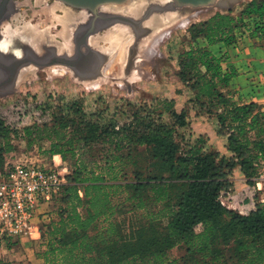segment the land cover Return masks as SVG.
Listing matches in <instances>:
<instances>
[{
    "label": "trees",
    "instance_id": "trees-1",
    "mask_svg": "<svg viewBox=\"0 0 264 264\" xmlns=\"http://www.w3.org/2000/svg\"><path fill=\"white\" fill-rule=\"evenodd\" d=\"M256 36L264 39V0L194 23L193 44L179 54V78L197 114H215L228 155L205 148L204 137L185 140L179 128L189 124L188 112L171 101L159 113L140 106L124 123L77 100L60 101L20 128L0 119V171L21 141L70 167L42 225L44 264H264V204L243 215L219 198L234 186L236 170L257 173L264 104L251 92L246 102L234 97L238 70L218 44L236 48ZM177 247L184 253L172 257Z\"/></svg>",
    "mask_w": 264,
    "mask_h": 264
},
{
    "label": "rangeland",
    "instance_id": "rangeland-1",
    "mask_svg": "<svg viewBox=\"0 0 264 264\" xmlns=\"http://www.w3.org/2000/svg\"><path fill=\"white\" fill-rule=\"evenodd\" d=\"M249 1L251 0L236 2L230 8L211 7L201 9L194 16L192 14L197 12V9H180L183 17L187 16L189 18L183 22L181 20L172 21L164 29L157 31L158 33L167 31L158 40L155 38L157 32L154 33L150 30L149 36L146 38L150 40L148 39L144 46H138V44L132 46L133 36L129 42L120 39L116 49L112 50L110 49L112 38L107 36V32L106 35L103 33L100 35L102 41L100 39L101 43L100 41L98 43L101 47L105 46L103 51L110 55V59H108L104 73L100 77L96 79L86 77L89 80H85L86 78L75 76L71 69L63 65H55L53 67L54 71L51 70L53 72L49 69L40 68L38 75L24 80L19 90L14 93L0 94V119L6 121L10 126L20 128L29 122L33 111L38 112L39 115L41 114V118L42 114L49 115V108L58 105L60 101L66 103L77 100L87 112L102 111L104 119L113 117L124 123L131 120L132 114L140 106L149 105L152 110L159 113L160 110H164V102L171 101L177 111L185 109L188 112L189 124L186 127L179 128V133L184 135L185 140L194 141L199 137H204L206 140L205 148H214L228 155L230 153L226 148L227 135L221 134L222 131L215 114L205 112L197 114L198 109L191 101L192 92L179 78V54L193 44L189 38L191 25L203 21L217 12H239L244 4ZM40 2L41 0H38V5L34 6V8L41 9L38 10L39 14L36 17L39 25L41 19H44L41 18L40 13L47 9L46 7L41 8ZM117 5L120 6V4ZM55 9L57 10L54 14L53 31L54 34H57L63 26L61 16L57 14H62L63 11L58 8ZM188 10L190 12L187 14ZM58 20L62 26L58 25ZM56 38L60 40L59 37ZM248 42L252 43L251 46H257L264 43V39L256 36ZM129 46L131 52L128 54L127 60H124L123 54ZM95 47L98 48V46ZM122 62L126 65L123 66ZM252 66L254 67L253 64ZM252 69L255 71L254 75L249 76L251 77L248 78L249 81L245 79L244 82H247V85H243L242 89L243 92L249 90L251 94L261 96L264 93V80H257L256 68ZM259 72L264 73V68L263 70L259 69ZM247 77L248 75L245 78ZM252 78L256 79L254 80L255 83L249 85ZM232 90L236 99L240 100L243 96L241 101H248L246 94H241V89L239 90L236 87ZM45 108L46 113L43 112ZM162 118L167 123L173 121L172 117L165 111H163ZM47 145L48 143L45 144L46 147ZM11 156V159L15 162L28 159L48 166L55 163L47 155L39 153L37 148L27 149L23 141L19 142V150L9 154L8 158ZM56 159L59 168L65 165L64 162L60 163L59 158ZM233 176L234 181L237 180L241 176L240 171L236 170ZM41 249V240L13 239L10 244H0V258L11 264H44L43 258L39 255ZM183 253L184 248L177 247L170 252V255L179 257Z\"/></svg>",
    "mask_w": 264,
    "mask_h": 264
},
{
    "label": "flooded vegetation",
    "instance_id": "flooded-vegetation-1",
    "mask_svg": "<svg viewBox=\"0 0 264 264\" xmlns=\"http://www.w3.org/2000/svg\"><path fill=\"white\" fill-rule=\"evenodd\" d=\"M37 1L38 0H0V40L2 39V27L4 26V24L14 29L7 31L6 41L9 42L11 40V46L7 47V50L0 49V94L14 93L16 90H19V87L24 80H28L32 78V76H37L38 70L40 68L49 69V71H51L54 69L53 67L55 65H63L64 67H68L77 77H92L93 79H96L104 73L107 61L108 59H110V55L103 51L105 49V46H99L98 42L100 41V39L102 41V37L100 36L101 34L104 33V35H106L107 32V36L112 38V44L110 48L112 50L116 49L118 43L120 42V39L125 40V42H129V40L133 36L134 41L131 43V45L137 46L138 44V46H141L142 41H144L149 36L150 30L155 33L160 29H163L170 22L178 20L179 16H181L178 12H176L177 15L175 16L168 14V19H163L164 22L160 27L152 29V22L153 20L158 18V13L171 12L170 10H164L166 6L171 4L167 0H164L163 3H151L144 8L143 3L140 9V14L137 16H134L132 14L133 4H131L136 3V0H130L128 3L120 5L118 7L114 6L115 4H108L113 6L104 5L103 7L101 6L100 8H98L96 13L92 12L91 10L72 7L60 2L62 6L59 5V8L57 5V7L58 9L62 8L61 10L63 11V13L57 15L61 16L63 26L58 20V25L62 26V29L60 28L58 33L54 34V14H56L57 10L55 9V6L59 2H57L56 0H41L40 7H46L47 9L41 11V18L44 19H41L42 21L39 23L43 29L48 28L49 31L48 33H42V36H44L43 38L45 39V46L43 48V53L39 54L38 52H36V49L30 41L31 32H36V30L38 31V29H34V24L38 23V21H36L38 20L36 19L37 15L39 14L38 10H41L34 8L35 5H38ZM63 5L65 7H63ZM152 5L164 8L163 10H158L157 8H152ZM65 8H71L75 13L79 15L85 14L86 17L85 20L84 18L80 19L79 23L75 25V28L70 35L71 37L69 36V44L71 45L70 52H58L54 47L52 37H59L60 40L56 38V40L58 41H61L65 37L63 36L66 32L65 24L68 25L69 21L67 19V14L64 11ZM123 16L132 17L135 18V20H141L142 25H140V31L138 32L133 27H130V25L128 26L124 23H121ZM30 25L33 30L29 28ZM40 25L39 28L43 30ZM120 25L126 26L128 28L121 33H117V31H115V28L116 26L118 27ZM143 28H145L146 32L143 31ZM88 31H93V33L87 35ZM14 32H16L17 35L14 34ZM26 34H28L29 36ZM12 38H14V40H12ZM94 45L98 46L101 49L95 47ZM87 46H89L90 49H88ZM130 46L128 47V50H126V52L123 54L124 60H127L128 54H130ZM91 49L94 53H91ZM110 49L108 50L111 51ZM79 52H81L82 54H79ZM55 55H64L65 58L66 55H69L72 57V61L58 62L54 58ZM21 59L25 60L24 64L19 62ZM122 64L123 66L126 65L123 62ZM85 80L89 79L86 78Z\"/></svg>",
    "mask_w": 264,
    "mask_h": 264
},
{
    "label": "built area",
    "instance_id": "built-area-1",
    "mask_svg": "<svg viewBox=\"0 0 264 264\" xmlns=\"http://www.w3.org/2000/svg\"><path fill=\"white\" fill-rule=\"evenodd\" d=\"M40 116L33 111L25 125L41 121L45 114ZM55 156V163L49 166L28 159L15 162L12 156L7 157L4 170L0 171V242L42 239V225L50 221L52 206L70 173L65 162L58 167ZM256 167L255 176L249 178L240 172L234 186L221 192L219 198L224 206L248 215L257 205L264 204V153H259Z\"/></svg>",
    "mask_w": 264,
    "mask_h": 264
},
{
    "label": "bare ground",
    "instance_id": "bare-ground-1",
    "mask_svg": "<svg viewBox=\"0 0 264 264\" xmlns=\"http://www.w3.org/2000/svg\"><path fill=\"white\" fill-rule=\"evenodd\" d=\"M137 2L136 3H131V4H133L132 5V14L134 15V16H137V15H139L140 14V9H141V6H142V4L144 3V6H143V8L145 7V6H147V5H149V4H151V3H163L164 2V0H136ZM169 3H171L172 1L171 0H167ZM58 2V1H57ZM129 2V1H128ZM128 2H126V3H128ZM126 3H124V4H126ZM123 4V5H124ZM57 5H58V7H59V5H61L60 4V2L59 3H57L56 4V8H58L57 7ZM62 6V5H61ZM108 6H113V5H108ZM114 6H119V5H117V4H115ZM63 7H65L64 5H63ZM103 7V6H102ZM60 8V7H59ZM104 8H108V7H104ZM166 8H168L167 6H166ZM165 8V9H166ZM62 9V8H61ZM203 10V9H207V7L206 8H198L197 10V12H195L194 14H192V16H194V15H196L198 12H199V10ZM68 10H69V12H68ZM65 12H66V14H67V19L69 20L68 21V25L67 24H65V33H64V35L63 36H65L64 37V39H62L61 41H58V40H56V38H53L52 37V42L54 43V47H55V49H57V51L58 52H66V51H68V52H70V50H71V45L69 44V36L72 34V32H73V30H74V28H75V25L77 24V23H79V21H80V19L81 18H84V20H85V14H82V15H79V14H77V13H75L74 11H73V9H71V8H65V10H64ZM139 11V12H138ZM142 11V10H141ZM171 12H160V13H158V18L157 19H155V20H153V22H152V29H154V28H158V27H160L162 24H163V19H168V14H170V15H172V16H175V15H177V13L176 12H178L181 16H179V18H178V20H181L182 22L183 21H185V20H187V18H189V17H183V13H182V11L179 9V8H177V9H173V10H170ZM86 12V11H85ZM81 13H83V12H81ZM83 20V19H82ZM32 25V24H31ZM31 25L29 26V28H31L32 29V27H31ZM170 27V26H169ZM3 28V32H2V39L0 40V49L1 50H7V47H9V46H11V40L8 42V41H6V37H7V31H10V30H14V29H12V28H10L8 25H5L4 24V26L2 27ZM128 27H126V26H123V25H120V26H116V28H115V31H117V33H121V32H123V31H125V29H127ZM34 29H38V31L36 30V32H34V31H32L31 32V42H32V45L34 46V48L36 49V52H38L39 54H42L43 53V48H44V46H45V43H44V41H45V39L43 38L44 36H42V33H44V32H46V33H48V28L47 29H43V30H41L40 28H39V24L38 23H35L34 24ZM130 29V28H129ZM164 29V28H163ZM26 30V29H25ZM160 30H162V29H160ZM27 32V31H26ZM167 31H162V32H160V33H156V35H155V38H156V40H158V39H160V37L163 35V34H165ZM17 33H18V31H17ZM14 34H16V32H14ZM17 35V34H16ZM16 35H13V36H16ZM25 35V34H24ZM26 35H28V34H26ZM12 36V37H13ZM29 36V35H28ZM46 36V35H45ZM18 37V36H17ZM16 37V38H17ZM25 37V36H24ZM27 37V36H26ZM71 37V36H70ZM149 39V38H148ZM148 39H146V40H144V41H142V43H141V46L143 45H145V42L146 41H148ZM12 40H14V38H12ZM150 40V39H149ZM154 40V39H153ZM49 41V40H48ZM47 41V42H48ZM14 45V44H13ZM50 45V44H49ZM15 46V45H14ZM47 46V45H46ZM99 48V47H98ZM99 49H101V48H99ZM143 52V51H142ZM45 53V52H44ZM25 69V68H24ZM25 73V72H24Z\"/></svg>",
    "mask_w": 264,
    "mask_h": 264
},
{
    "label": "crops",
    "instance_id": "crops-1",
    "mask_svg": "<svg viewBox=\"0 0 264 264\" xmlns=\"http://www.w3.org/2000/svg\"><path fill=\"white\" fill-rule=\"evenodd\" d=\"M250 41V40H249ZM252 43L246 42L243 44H239L236 48L233 47H226L223 44H218L219 47H221L224 52H228V60L226 62L227 65H234L238 70V75L231 81V85L229 89L233 88H239L241 89V94H249V90L243 92L242 86L247 85V82H244L245 79L248 80V78H251L249 76L254 75V69L256 68L258 78L257 80H264V73L259 72V69L264 68V43H260V45L257 46H251ZM225 64V65H226ZM254 65V67L252 66ZM253 71V72H252ZM263 74V75H262ZM246 75H248L247 78ZM256 79L252 78V82H249V85L252 83H255ZM262 80V81H263ZM249 81V80H248ZM239 84V86H238ZM260 93V92H259ZM243 98V96H242ZM248 98V96H247ZM256 101H258L261 104H264V93L261 96H257L255 98ZM56 158H59V160L62 162V158L60 155H56ZM241 174V173H240Z\"/></svg>",
    "mask_w": 264,
    "mask_h": 264
},
{
    "label": "water",
    "instance_id": "water-1",
    "mask_svg": "<svg viewBox=\"0 0 264 264\" xmlns=\"http://www.w3.org/2000/svg\"><path fill=\"white\" fill-rule=\"evenodd\" d=\"M61 1L67 5H70L72 7H77V8H81V9H87V10H91L92 12L96 13L98 8H100L101 6L104 5H108V4H124L126 2H128L129 0H58ZM171 4H169L166 9H198V8H211V7H228L230 8L232 4H235L236 2H241V1H245V0H171ZM152 8H157L158 10H163L164 7H159L156 5H152ZM187 11L186 13L188 14L190 11ZM121 23H124L126 25H130V27H133L134 29H136L138 32L140 31V25H142V21L138 20L132 17H128V16H123ZM143 31H145V28H143ZM90 33H93V31H88L87 35H89ZM88 49H90L89 46H87ZM94 50V49H93ZM92 49H91V53H92ZM131 52V49H130ZM94 53V52H93ZM96 53V52H95ZM79 54H82L81 52H79ZM93 56V55H92ZM94 57V56H93ZM55 60L58 62H71L72 61V57L69 55H66V58L64 57V55H55L54 56ZM20 63L24 64L25 60L21 59L19 61Z\"/></svg>",
    "mask_w": 264,
    "mask_h": 264
}]
</instances>
